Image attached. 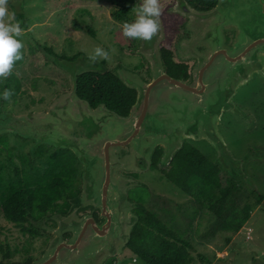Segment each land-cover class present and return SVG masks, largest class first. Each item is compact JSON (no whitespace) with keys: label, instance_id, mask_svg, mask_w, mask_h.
I'll list each match as a JSON object with an SVG mask.
<instances>
[{"label":"water","instance_id":"95a60500","mask_svg":"<svg viewBox=\"0 0 264 264\" xmlns=\"http://www.w3.org/2000/svg\"><path fill=\"white\" fill-rule=\"evenodd\" d=\"M187 18L186 28L197 30L178 45L182 59L195 60L191 79L185 81L166 72L160 44L166 30L151 41L140 40L139 53L149 64L150 80L124 67L116 75L136 91L127 115L100 103L92 107L78 94V78L103 68L84 55L54 58L70 74L72 88L52 101L47 111L25 115L0 110V135L6 132L55 148L70 149L82 164V206L100 210V223L91 213L57 214V226L41 257L30 264H105L127 247L139 217L138 206L129 199L128 188L138 185L126 171H147L152 154L162 147L160 163L169 165L187 139L207 141L216 162L227 172L243 176L245 158L227 145L220 123L226 111L246 116L234 101L238 89L255 74L264 77V0H218L208 10L175 0L168 9ZM228 32L233 33L228 40ZM125 148L128 151L120 155ZM66 231L72 237L64 239Z\"/></svg>","mask_w":264,"mask_h":264},{"label":"rangeland","instance_id":"374dc122","mask_svg":"<svg viewBox=\"0 0 264 264\" xmlns=\"http://www.w3.org/2000/svg\"><path fill=\"white\" fill-rule=\"evenodd\" d=\"M121 1L125 5L122 6ZM174 2L175 0H160L162 12H168ZM141 3L142 0H9V10L14 13L24 11L29 24L21 37V59L14 61L11 72L0 80V93L5 89L12 93L7 100L0 98V110L19 116L31 111H47L58 94L72 88L70 74L55 65L54 58L74 59L75 56L84 55L89 59L96 47L108 52L107 59L98 57L95 60L102 70L111 68L116 71L117 67H124L139 73L143 79L150 80L149 64L139 53L140 40L127 38L122 32L123 22L135 19L134 7ZM123 7H130V10L122 14ZM183 18L180 34L171 38L170 43L175 58L181 62H189L192 71L195 60L182 59L178 45L182 39L193 37L197 30L186 28L187 18ZM90 29L95 36L90 33ZM228 33L233 36V33ZM166 38L167 34L163 41ZM44 48L53 50V55L50 57L43 52ZM256 75L258 74L254 76ZM256 85L257 82L252 81L240 87L233 98L249 119L226 111L219 126L233 153L245 158L244 175L229 173L222 168V182L225 183L227 176H234L241 188V203L250 202L254 205L250 219L238 232L223 229L212 213L162 178L158 170L150 167L144 172L121 171L123 176L138 182V185L128 188V194L135 187H149L145 206L170 227L190 238L196 250L193 253V264H264V199L256 204L258 194L264 196V85L255 90ZM257 103L262 104L261 107ZM187 140H191L210 158L217 159L214 149L207 141ZM34 143L33 139L11 132L0 135V168L7 181L5 186L0 184V264H26L29 259L33 261L41 257L54 236L49 231L57 226L54 216L61 214L60 211H55L27 222L25 225L30 229H37V234L22 231L18 225L3 216V195L11 181L22 178V171L26 168L22 159L29 157L33 170L44 172L49 167L48 157L61 149L47 144L35 148ZM64 150L73 153L70 149ZM127 151L128 148H125L120 155ZM159 165L167 166L160 162ZM75 166L78 175L74 189H79L80 194L83 166L79 160ZM137 189L134 190V195L131 194L135 201L129 198L136 203L139 192H144V189ZM254 191L256 195L251 193ZM72 202L69 203L68 198L64 197L57 203V207L62 211ZM89 206L92 205H83ZM73 211L75 210L72 209L66 216ZM76 215L79 216L77 213ZM199 254L204 256L203 262L200 261ZM105 264L146 263L125 247L121 255L107 259Z\"/></svg>","mask_w":264,"mask_h":264},{"label":"trees","instance_id":"16d2710c","mask_svg":"<svg viewBox=\"0 0 264 264\" xmlns=\"http://www.w3.org/2000/svg\"><path fill=\"white\" fill-rule=\"evenodd\" d=\"M187 1L196 9L208 10L214 7L218 0ZM121 5L125 3L121 1ZM129 10L130 7H123L121 13L126 14ZM15 18L23 29H27L29 19L24 11H16ZM162 18L167 38L161 42L160 49L166 72L175 78L188 81L191 79L190 63L177 60L170 43L171 38L180 34L184 18L166 11L162 12ZM89 31L95 36L92 29ZM228 37L231 38L230 35ZM43 52L48 53L50 57L53 55V50L48 48H44ZM78 94L87 99L92 107L105 103L121 115L129 113L137 95L136 91L128 88L111 68L81 74L78 78ZM4 145L8 148L6 143ZM162 153V147L155 148L151 168L158 170L162 178L204 206L219 220L223 229L238 232L250 219L254 205L250 202L241 203V188L236 178L227 176L223 183L222 167L215 159L198 149L191 140L184 142L183 147L166 167L159 165ZM9 159L12 161L10 154ZM77 161L73 153L58 149L48 157L49 167L40 172L33 170L29 157H24L22 163L26 168L22 171V178L11 181L6 186L2 202L3 216L18 225L22 231L37 234L39 232L37 229H30L25 224L51 212L63 210L67 212L70 205L61 211L57 203L64 197L68 198L69 203L77 199L79 189H74L78 175L75 166ZM16 170L18 172V168ZM0 184L1 186L7 184L1 168ZM137 188L144 189V192H139L137 197L139 219L134 226L127 249L146 264H193L195 260L193 253L196 250L190 238L170 227L145 206V196L149 187L138 186L131 189L130 193L133 194ZM251 193L257 194L255 191ZM258 196L256 204H260L264 199L262 194ZM199 259L203 262L204 256L199 254ZM31 262L29 259L26 264Z\"/></svg>","mask_w":264,"mask_h":264},{"label":"clouds","instance_id":"9594fccd","mask_svg":"<svg viewBox=\"0 0 264 264\" xmlns=\"http://www.w3.org/2000/svg\"><path fill=\"white\" fill-rule=\"evenodd\" d=\"M8 5L9 0H0V80L11 72L14 61L21 59L20 49L23 47L21 37L24 29ZM134 11L135 19L122 24L123 35L127 38L151 41L162 27L160 0H142L139 6L134 7ZM98 57L107 59L108 52L96 47L89 59L95 61ZM11 94V90L5 89L0 93V98L7 100Z\"/></svg>","mask_w":264,"mask_h":264},{"label":"flooded vegetation","instance_id":"af4514ba","mask_svg":"<svg viewBox=\"0 0 264 264\" xmlns=\"http://www.w3.org/2000/svg\"><path fill=\"white\" fill-rule=\"evenodd\" d=\"M228 35H230V37H232V35L230 34V33H228ZM231 38H229V40H230ZM259 80V81H258ZM189 81V80H188ZM252 81H255V82H257V85H256V88H255V90L257 89V88H259V87H262V85H264V78H262L261 76H259V75H256V76H254L247 84H249V83H251ZM261 81V82H260ZM247 84H245V85H247ZM245 85H243V86H245ZM242 87V86H241ZM256 95H258L257 93H256ZM256 105H258V106H260L261 107V105L262 104H260V103H257ZM264 106V105H263ZM241 117H244L245 119H249V116L248 115H246V116H241ZM77 158V157H76ZM130 191V190H129ZM129 198L131 199V200H133V201H135L134 199H133V197H131L130 195H129ZM72 209H74L75 211H76V213L79 215V216H83V215H85V214H89V213H91L92 215H93V217L96 219V221L97 222H101L102 220L100 219V210L99 209H94V207L93 206H89V207H83L82 205H81V202H80V194H78V196H77V199L76 200H74L73 202H72V204L70 205V207H69V210L67 211V212H64L65 210H63L62 212H60L62 215H64V216H66ZM137 209L138 208H135L134 209V213L136 214V215H138V213H137ZM48 215V214H47ZM47 215H45V216H47ZM63 237H64V239H69V238H71L72 237V232H70V231H66V232H64V234H63Z\"/></svg>","mask_w":264,"mask_h":264}]
</instances>
